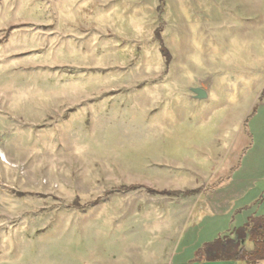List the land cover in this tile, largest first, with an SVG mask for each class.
<instances>
[{"label":"rangeland","instance_id":"374dc122","mask_svg":"<svg viewBox=\"0 0 264 264\" xmlns=\"http://www.w3.org/2000/svg\"><path fill=\"white\" fill-rule=\"evenodd\" d=\"M163 1L0 0V264H199L237 178L264 213V0Z\"/></svg>","mask_w":264,"mask_h":264},{"label":"crops","instance_id":"0c3cea01","mask_svg":"<svg viewBox=\"0 0 264 264\" xmlns=\"http://www.w3.org/2000/svg\"><path fill=\"white\" fill-rule=\"evenodd\" d=\"M235 165H229L233 169ZM252 184L254 181L240 180L237 178L231 185L216 191L213 196V207L215 210H194L196 215L193 224L189 225L188 231L192 234L186 233L181 236V245L185 246V253L189 254V248H194L192 252V261L199 262V264H236V263H220L208 262L203 255L204 250L220 236L230 235V231L243 227L250 217L264 218V213H259V210H230V202L238 199H245L252 191ZM236 202V201H235ZM228 205V207H226ZM249 206V203L248 205ZM244 206V208H247ZM235 239L234 237H232ZM186 242V244H184ZM190 260V261H191ZM188 261V262H190ZM183 264H188L186 261Z\"/></svg>","mask_w":264,"mask_h":264},{"label":"trees","instance_id":"16d2710c","mask_svg":"<svg viewBox=\"0 0 264 264\" xmlns=\"http://www.w3.org/2000/svg\"><path fill=\"white\" fill-rule=\"evenodd\" d=\"M160 7H165L163 0H161ZM158 33V39H161V30ZM161 47L162 54L168 58L169 55L165 46L162 45ZM149 191L152 194L166 195L165 192ZM199 193L200 190L198 188L183 193L175 192V195L186 198ZM203 253L208 262L264 264V218L250 217L243 227L230 231L228 236H220V238L208 245Z\"/></svg>","mask_w":264,"mask_h":264},{"label":"water","instance_id":"95a60500","mask_svg":"<svg viewBox=\"0 0 264 264\" xmlns=\"http://www.w3.org/2000/svg\"><path fill=\"white\" fill-rule=\"evenodd\" d=\"M191 92L194 94V98L196 100H206L208 99V92L205 89L202 88H196V89H192ZM0 141H1V137H0Z\"/></svg>","mask_w":264,"mask_h":264}]
</instances>
